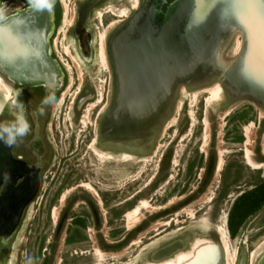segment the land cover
I'll list each match as a JSON object with an SVG mask.
<instances>
[{"label": "rangeland", "instance_id": "obj_1", "mask_svg": "<svg viewBox=\"0 0 264 264\" xmlns=\"http://www.w3.org/2000/svg\"><path fill=\"white\" fill-rule=\"evenodd\" d=\"M74 1L77 8L78 1L70 0ZM66 2L68 4V0ZM117 7L127 9L129 5ZM99 11L103 10L95 8L91 20L85 23L91 36L87 55L79 53L72 28L62 20L52 34L55 55L63 64L66 75L61 90L66 96L64 102H58V107L53 109L56 164L44 173L37 204L40 208L47 206L52 189L68 175L69 184H65L52 203L54 219L56 207L60 209L65 199L76 191L70 188L81 183L83 187H77L80 192L72 213L85 212L83 196L87 195L99 202L104 223L102 232L107 241L117 238L122 241L126 237L129 240L117 251L100 252L95 249L96 244H93L95 250L89 251L84 245L83 254L78 253L76 260L67 259L66 262L162 264L166 260L176 262V256L181 253L192 255L201 245L216 243L222 248L221 264H251V252L264 242V203L244 220L235 236L228 235L226 226L234 199L264 179V159L261 158L264 157V108L248 101H232L222 86L220 74H205L201 81L192 80L174 89L162 115L157 116L156 125L147 134L133 137L128 142H108L104 117L116 90L109 43L119 30L141 13L132 18L131 12L128 20L119 21L127 12L115 11V15L102 21L101 25L97 16H100ZM103 41L106 60L102 58ZM243 42V33L238 28H231L229 34L219 38L212 47L216 50V61L228 66L237 59ZM66 48L71 50L73 58L66 54ZM4 82L3 77L0 95L10 92L13 96L11 81ZM248 153L261 168H252L245 163ZM209 155L217 160V171L224 170L217 173L213 169L208 182L196 193L204 182ZM188 162L193 165L191 172L186 169ZM260 162L263 164H257ZM88 184L92 189L84 186ZM143 201L147 205L127 217L128 212ZM32 216L30 209L27 217ZM36 216L39 220L32 225V230L40 229L42 244L38 258H34L35 252L33 258L36 264H46L42 259L49 249L47 242L51 240L53 225L49 217L44 225L45 212ZM220 227L225 229L226 239H223ZM115 229L117 232L113 235ZM63 234L59 236L55 253L52 252V264L58 263L61 249L62 253L67 250L61 245ZM34 246L36 248L37 242Z\"/></svg>", "mask_w": 264, "mask_h": 264}, {"label": "water", "instance_id": "obj_2", "mask_svg": "<svg viewBox=\"0 0 264 264\" xmlns=\"http://www.w3.org/2000/svg\"><path fill=\"white\" fill-rule=\"evenodd\" d=\"M191 2L193 0L172 1L166 8L163 20L158 23L154 20V11L147 12L145 16L141 15V18L144 17L142 20L139 19L140 16L131 19L111 39L108 50L116 90L110 109L104 117L103 127L108 142H128L133 137L147 134L149 129L156 125L157 116L162 115L161 112L169 103L174 89L192 80H200L205 74L219 73L222 86L232 101H248L264 108V0H213L212 16L195 35H189L187 30L190 28L192 12L196 6L183 17L180 24L173 18L179 7ZM192 6L188 5V8ZM242 19L245 22H242ZM222 25L225 27L220 29ZM52 27L51 9H37L32 4L1 20V75L25 86L44 85L51 89L59 87L63 71L48 53V37ZM169 27H173L172 30H175L182 42L185 39L188 42L182 43L181 46L179 43L170 56L164 55L159 59L160 68L156 69L160 70L159 78L164 82L161 80V83L156 84L154 80L145 86L139 85L138 91L144 96L135 99L129 109L124 107L121 79L126 69L120 72L116 43L125 38L131 45L149 43L156 47L165 37ZM231 28H238L243 33L244 42L237 59L224 67L216 61V50L212 47L219 38L229 34ZM202 51L205 54L203 56ZM202 61H207L203 71L193 73V68ZM184 68L190 69L192 73L189 74L188 71L179 76L174 74L178 70L184 72L181 71ZM141 69L145 72L147 67L141 66ZM126 83H129V80ZM160 89L161 94H158ZM207 255H211L210 262L205 260ZM222 260L221 246L213 243L199 246L193 257L183 264H221ZM259 264H264V257Z\"/></svg>", "mask_w": 264, "mask_h": 264}, {"label": "flooded vegetation", "instance_id": "obj_3", "mask_svg": "<svg viewBox=\"0 0 264 264\" xmlns=\"http://www.w3.org/2000/svg\"><path fill=\"white\" fill-rule=\"evenodd\" d=\"M66 1L67 0H53L51 8L53 27L48 37L49 56L58 62L62 71L64 70L63 64L55 55L52 40V34H54L60 20L72 28L73 36L78 42L77 48L79 53L87 55L88 51L90 53L89 41L91 36L85 23L91 20L95 8L99 7L103 10L102 12L99 11L100 16L97 14L101 25L103 24L102 21H106L110 17H113L115 11L122 12V10H125L127 14L122 15L121 13L122 19H119V21L128 20L130 16H128V14L131 12L133 18L136 14L141 13L142 16H145L147 12L154 11L155 21L161 22L164 18L167 6L174 0H77V8L75 6V1L70 2V0H68V4L71 3V5H68ZM126 3L129 5L127 9L117 7L119 5L125 6ZM30 4V0H0V21ZM112 4L116 5V7L112 6ZM191 8L187 9L190 10ZM142 19H144V17H142L141 20ZM66 52L69 57H72V52L69 48H66ZM1 76L5 78L4 83H10L9 81H11L14 95L12 96L10 92L0 95V123L13 121L16 115L23 113L30 125V129L26 136L18 138L17 142L10 147L0 142V230H7V232H0V264H25V258L27 256L33 257L34 252L36 253V256L34 254V258H38L39 245L42 244L39 233L40 229H35L33 231L32 225L37 223L39 217L36 215L41 212H45L44 225L47 224L48 217L51 219L53 225L50 235L51 240L47 242L49 249L47 250V255L44 254L42 259L46 264H52V252L55 253L58 239L62 232L64 234L61 245L62 247H66L67 250L65 253H62L63 249L60 250V258L57 264H70L66 262L67 259L71 261L76 260L77 257H79L78 253H80V255L83 254L82 246L84 245L89 247V251L95 249H97V251L99 249L100 252L119 250L120 247L129 240V237L122 239V241L120 238L110 242L107 241L102 232L104 223L102 221V211L97 205V200L95 201L91 197L84 195L83 199L86 203V207L83 208L86 209L85 212L72 213L74 209L73 203L77 198V194L80 192V188L78 189L77 187H83L81 183L70 188V190L75 189L76 191H73L71 195L65 199V204L62 205V207L60 206V209L56 207V218L54 219L53 209L55 206H52V203L57 200L65 184H69L68 175H64L59 185L52 189L53 191L50 194L51 198L47 206L44 205L45 207L43 206V208H40V205L37 204L43 183L42 181L44 180L43 177H45L44 173L48 168L56 164L54 148L55 138L52 133L54 126L52 116L55 114V112H53L54 107L43 105L42 102L44 98L50 94L54 95L58 102H64L66 95L62 94L61 90L66 82L65 73L63 72L59 87L55 89L48 88L44 85L25 86L15 83L3 75ZM2 78H0L1 81ZM42 106L44 107L43 115L39 113V109ZM75 108L79 110L78 104L76 103ZM243 157H245V154ZM261 158L264 159L263 156ZM244 161L247 165L251 166L248 164L246 157ZM257 164L263 163L260 162ZM217 165V160H214V157L209 155L204 169L205 173H203L204 182L201 188L198 186L197 191H195L196 193L208 182L213 169H215L217 173L224 170V168H220L218 172ZM192 168V163L188 162L186 165L187 171L191 172ZM258 168L261 167H256V169ZM224 179L225 178H223V180ZM263 183L264 179L252 187V189L250 188L240 192L239 196L249 190L259 188ZM86 188L92 189V186L86 185ZM223 191L224 188H222L221 192ZM94 194L96 196L98 195L96 191ZM30 209L31 211L33 210V216L31 218L27 217ZM226 229L228 235L231 236L228 225ZM90 230L93 232L89 233ZM116 232L117 230L115 232L113 230L112 234L114 235ZM30 238H32V240H30ZM39 241L41 242L40 244ZM36 242L37 246L35 248L34 243ZM93 244H96L97 248L95 247L94 249ZM72 264L78 263L75 262Z\"/></svg>", "mask_w": 264, "mask_h": 264}, {"label": "bare ground", "instance_id": "obj_4", "mask_svg": "<svg viewBox=\"0 0 264 264\" xmlns=\"http://www.w3.org/2000/svg\"><path fill=\"white\" fill-rule=\"evenodd\" d=\"M193 2L195 3H189L188 5H192L193 7H195L194 11L192 12V20H191V25L190 28H188L187 32L189 35H195L197 34L198 31H201V27H203L210 19V17L212 16V11L214 12V4L213 0H193ZM188 5H185L184 7H179V10L174 14L173 18L175 19V22L177 24H180L179 22L183 20V17L189 13L190 11L193 10V7L188 10ZM213 8V9H212ZM146 14V13H145ZM178 14V15H177ZM242 22H245V20L242 19ZM225 27V25L220 26V29H223ZM173 28V27H172ZM172 28H168L167 32H165V37L163 38V40L161 42H159V45L154 47L152 45H150L149 43H145V44H140L138 46L136 45H131L130 42L128 41V39L122 38L120 39V41H118L116 43V52H117V58L119 60V68H120V72H123L122 74V84H123V94H122V101H123V106L124 107H130L131 103H133L135 101V99L137 98H141L144 95H141L138 91L139 90V85L145 86L147 83H150L152 81H154V83H161V80L159 78V72L160 70L156 69V67H159V59L161 58V56L163 57L164 55H169L172 53V51H174L175 49H177L179 43L180 46L182 45V43H186L188 42V40H184L183 42L180 40V37L177 36V34L175 33V30L173 31ZM253 31V30H251ZM102 37L105 38V35H103ZM192 38V37H190ZM214 40V39H213ZM105 43L103 41V46H102V58L104 57V60H106V53H105ZM204 51H202V56L205 55L203 54ZM173 59L175 60L176 58L173 57ZM103 60V59H102ZM201 60V58H200ZM198 65V66H197ZM196 68H193L194 70L193 73L195 71H203V67L205 65H207V61H202V63L197 64ZM141 66L144 67L146 66L147 69L144 72L141 69ZM160 68V67H159ZM187 68L181 69L184 70V72H179L176 71V73H174L176 76H179L181 73H192V71L190 69L185 70ZM158 79V80H156ZM129 83H126L128 82ZM162 82H164L162 80ZM124 83L125 86H124ZM162 85V84H161ZM162 87V86H161ZM160 87V88H161ZM216 89V88H215ZM218 89V87H217ZM161 89L159 90L158 94L160 93ZM161 94V93H160ZM147 97V96H146ZM145 97V98H146ZM249 151V150H248ZM125 155V154H123ZM127 155V154H126ZM247 156V162L248 164H250L253 167H257V165L251 160L249 153ZM89 185V184H88ZM86 186V185H84ZM143 205H147L146 201L144 202H140L132 211L128 212V216H132L134 214H136L141 208H144ZM220 233L223 237V239H226V231L223 227H220ZM1 233L3 232H7V230L5 229H1L0 230ZM209 243V242H208ZM202 244V243H201ZM224 250L225 253L228 252L227 249V245L225 243L224 246ZM196 249V248H195ZM195 252V251H194ZM194 253L192 255H188L181 253L179 254V256H176V262H173L171 260H166L165 262H163L162 264H183L186 261H188L189 259H191L193 257ZM228 255V254H227ZM230 257V255H229ZM264 257V242L259 244L252 252L250 255V263L251 264H259L260 261L263 259ZM211 255H207L205 257V260L210 262ZM230 264V262H229Z\"/></svg>", "mask_w": 264, "mask_h": 264}, {"label": "clouds", "instance_id": "obj_5", "mask_svg": "<svg viewBox=\"0 0 264 264\" xmlns=\"http://www.w3.org/2000/svg\"><path fill=\"white\" fill-rule=\"evenodd\" d=\"M30 3L37 9H51L53 0H30ZM43 105H49L58 107V101L55 96L50 94L43 100ZM41 115L44 114V107L39 109ZM30 125L23 115L20 113L15 116V119L10 122L0 123V142H3L6 146H12L17 142L18 138L26 136L29 132ZM25 264H36L33 257L27 256L25 258Z\"/></svg>", "mask_w": 264, "mask_h": 264}, {"label": "trees", "instance_id": "obj_6", "mask_svg": "<svg viewBox=\"0 0 264 264\" xmlns=\"http://www.w3.org/2000/svg\"><path fill=\"white\" fill-rule=\"evenodd\" d=\"M263 203L264 183L259 188L249 190L235 199L228 216V228L231 236H235L244 220L255 213Z\"/></svg>", "mask_w": 264, "mask_h": 264}]
</instances>
